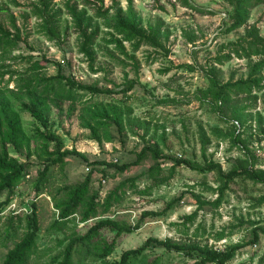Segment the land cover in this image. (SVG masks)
<instances>
[{
  "label": "rangeland",
  "instance_id": "374dc122",
  "mask_svg": "<svg viewBox=\"0 0 264 264\" xmlns=\"http://www.w3.org/2000/svg\"><path fill=\"white\" fill-rule=\"evenodd\" d=\"M19 1L23 6L10 5V8L18 18V23L22 24L23 18L20 15L28 10L26 5L32 0ZM56 1L57 4L63 5L65 0ZM173 1L175 0H134L135 7L145 22H154L162 18L172 34L168 43L171 48L168 56L156 54L149 46H142L137 52V57L141 62L140 83L129 92L130 97L125 98L121 93L113 95L86 93L82 96L81 102L83 103L90 105L116 103L125 110V116H129L124 120L126 142L121 143L117 130L112 127L111 133L116 137L115 140L112 142L104 140L102 144H99L90 138V130L82 127L79 116L82 103L75 104V109L70 113V102L59 101L63 108L62 111L51 102V119L56 122L53 131L63 137L65 148L70 149L75 146L86 153L90 159L113 160L121 165L133 161L136 153L146 143L152 142L166 154L185 156L202 162L200 136L201 132L205 131L211 138L207 154L213 155L224 169H229L236 159H250L242 147L232 145L229 137L226 136L234 129L233 125L223 121L220 113L214 110L208 102L198 99V89L206 88L209 83L204 69L213 64L212 59L216 55L219 44L237 39L245 33L246 28L222 33L228 25L230 10V7L222 0H193L197 5L214 10L213 15H201L178 3L174 7ZM120 2L123 7L127 6V0H120ZM109 4L110 0H106V5ZM162 6L164 9L161 8ZM0 20L9 26L6 16H1ZM36 22L35 18H30L26 26L32 29ZM253 23L260 27L261 34L264 35V5L257 6L251 12L248 25ZM185 30H194L199 35L195 44L187 41L184 36ZM20 45V48L12 53L13 55H35L38 58L46 55L51 59L61 61L65 73L86 84L96 83L102 87L120 89L128 79L136 77V72L131 65L124 68L107 55L108 50L104 48L102 40H100V46L97 45L98 58L95 67L105 66L107 74L93 73L86 57L78 52L77 36L73 28L70 29L65 43L61 46L37 33H31L28 42H22ZM115 53L118 55L116 51ZM149 53H151L150 57ZM154 57L156 60L151 62ZM257 59H259L258 56L253 57V60L233 57L225 64L217 65L220 68V78L222 81H227L231 76L234 79L246 77L250 63ZM0 63L10 64L11 69H17L23 76L29 75L25 72L28 64L24 60L6 59ZM183 63H191L195 70L180 67L173 68L167 74L160 72V69L167 66ZM40 73L54 75L57 73V68L50 65ZM114 83L121 86L116 87ZM12 87H14V82L10 83V88ZM231 104L233 105L230 110L235 106H249L244 111L247 120L241 126L240 131L256 158L255 166L264 169V89L255 90L251 95L243 94L235 97ZM21 117L25 131L32 136L40 124L28 112H22ZM136 133H140V136ZM22 151L23 155L15 151L11 154L25 161L28 151L25 148ZM31 153L33 154L30 155L29 160L34 163L30 172L31 178L24 179L17 185L19 193L16 198L17 202L22 204H29L35 200L38 206L39 248L30 264L47 263L52 255L63 249L64 246H58L59 240L66 237L68 239L74 231L83 234L91 223L106 217L126 221L132 225L141 221V226L135 232L118 238L117 248L108 257V261L111 262L118 260L124 250L140 246L150 236L161 239L171 237L202 245L208 243L214 248L226 249L237 242L252 240L255 227H264V204H260L258 200L261 195H264V184L261 183L237 178L227 193V201L218 208L205 206L199 211L194 224L187 229L181 221L183 215L197 208L198 203L193 193L207 200L217 197V194L206 190L207 185L213 187L218 185L215 172L202 173L186 166H179L175 174L169 178L173 162L168 160L164 163V170L160 177L150 179L144 174L154 163L150 154L140 165L131 166L119 173L114 168H107L104 165L89 167L80 157L70 155L63 165L51 166L47 184L43 191L36 193L35 178L44 162V158L39 157L40 142L32 140ZM92 168L96 170L92 177L91 193L99 191L103 198L126 178L137 177V186L131 187L129 182L125 186L126 193L121 202L115 204L106 214L87 222L80 221V217L76 216L61 231L49 233L50 225L58 217V210L54 207L52 200L53 195L65 185L82 182ZM103 169H106V176L103 174ZM146 187H151L150 194L140 192ZM182 191H188V193L178 206H174L165 214H147L144 217L146 212L160 213L167 202ZM6 215L7 212L1 217V229L4 226ZM221 232L226 233V236L217 240L216 236ZM231 232L234 234L231 235ZM114 236L115 232L111 229L102 230L104 239L111 240ZM13 244V239L7 241L6 244L0 239V263ZM92 257L90 255L81 264H100V261H93ZM156 258H160L161 264H197L196 258L182 252L166 251L162 248L149 250L145 260L151 261ZM228 264H264V234L260 236L258 242L242 249Z\"/></svg>",
  "mask_w": 264,
  "mask_h": 264
},
{
  "label": "trees",
  "instance_id": "16d2710c",
  "mask_svg": "<svg viewBox=\"0 0 264 264\" xmlns=\"http://www.w3.org/2000/svg\"><path fill=\"white\" fill-rule=\"evenodd\" d=\"M229 7V22L222 33H230L245 27V33L235 40L220 43L213 57V64L205 69L208 78V86L198 89V99L208 102L212 108L220 113L225 122H230L234 129L226 134L232 145L242 147L250 159H236L229 169H224L213 155L207 154L208 145L211 142L210 136L205 131L201 132L200 144L202 162L189 159L185 156L169 155L164 153L157 144L146 143L140 151L136 153L133 161L119 165L115 161L107 159H90L86 153L73 146L65 148L63 137L53 131L56 124L51 119V102L62 111L59 101L70 102V113L75 109V104L82 103L80 119L82 127L90 130V138L102 144L105 141L112 142L116 137L111 133V128L115 127L122 144L126 142L125 136V110L116 103H95L90 105L81 102L82 96L86 93L91 95H113L122 94L129 98V92L134 90L140 83L139 71L141 62L137 57V52L142 46L153 48L156 54L168 56L171 52L169 40L171 30L166 26L165 20L156 19L154 22H145L143 16L137 11L134 0H127V6L123 7L120 0H110L106 5V0H65L63 5L57 4L56 0H32L26 7L28 10L21 13L23 23H18V18L11 11L10 5L21 7L23 4L19 0H0V17L6 16L9 26L0 20V61L6 59L24 60L26 76H23L17 69H11L10 64L0 63V222L2 213L10 202L18 195L17 185L26 178V174L31 172L34 163L29 160L31 154V142L38 141L41 144L40 158H44L42 167L38 169L35 178V192L43 191L48 181L49 172L52 165H63L65 159L70 155L80 157L87 166L104 165L107 168H114L116 172H123L131 166H138L150 154L154 163L144 173L150 179L159 178L164 170V163L172 161L169 178L172 177L176 168L186 166L191 170L202 173L215 172L217 174L218 185L206 186L207 191L217 194L213 200L204 199L196 193L197 208L189 214L182 216L181 223L188 229L194 224L199 211L205 206L218 208L227 201V193L231 189V184L237 178H244L255 183L264 184V169L255 166L256 158L251 153L246 144V139L242 137L241 131H237L234 121H238L242 126L247 117L244 113L249 106L233 107L230 110L232 100L243 94L251 95L255 90L264 89V35L256 23L248 25L251 12L259 5H264V0H222ZM180 4L201 15H213L215 11L197 5L193 0H175L173 6ZM164 9V7H161ZM30 18L37 20L32 29L27 27L26 22ZM73 28L77 36L78 52L83 54L89 62V67L93 73L104 72L105 66L95 67L98 58L97 45L100 40L104 41L107 55L118 65L127 67L129 65L135 70L136 77L128 79L120 89L102 87L93 84H86L78 81L72 75L65 73L64 65L42 55L40 58L35 55H13L12 53L20 48L22 42L27 43L31 33L42 35L48 41L61 46L65 43L70 29ZM184 36L189 43L195 44L199 35L194 30H185ZM32 47V46H31ZM32 50L34 48L32 47ZM118 53V55L115 53ZM151 53H149V57ZM246 77L234 79L231 76L227 81H222L219 75L220 68L233 57L253 60ZM156 57L152 59L154 62ZM50 65L57 68L54 75H43L40 72ZM185 67L195 70L191 63L180 65H170L160 69L162 74H167L173 68ZM6 76H8L6 78ZM14 82V87L10 88V83ZM113 82V81H112ZM116 87L117 85L114 83ZM3 86V87H2ZM85 102V101H84ZM164 102V101H162ZM231 111L230 115L228 111ZM28 112L40 124L35 133L30 136L25 131L21 113ZM140 136V133H136ZM219 134H223L219 132ZM143 136V135H142ZM144 137V136H143ZM105 138V139H103ZM28 152L26 160L22 161L13 156L12 151L23 155L22 149ZM92 168L82 182L65 185L53 195L54 207L58 210V217L50 225L48 232L56 233L65 228L76 216L80 221L87 222L92 218L106 214L111 208L121 202L126 193L125 186L130 182L131 187H136L137 177L126 178L111 190L104 198L99 191L91 193V182L94 171ZM106 176V169H103ZM142 194H150L151 187H146ZM62 193V194H61ZM188 191H182L167 202L165 208L160 213H144L145 215L165 214L174 206H178ZM61 194V195H60ZM259 203L264 204V195L259 198ZM141 226L139 220L132 225L126 221L113 218H101L90 224L83 234L74 231L67 239H61L58 246L63 249L51 256L45 264H81L84 259L92 255L93 261H100V264H161L160 258L151 261L145 260L147 252L151 249L162 248L166 251L182 252L187 256L197 259V264H228L235 256L249 244L259 241L264 234V227H255L252 240L248 242H237L226 249L214 248L208 243H190L180 241L171 237L163 239L150 236L140 246L124 250L118 260L108 261L118 246V238L124 234H131ZM109 228L115 232L111 240L102 237V230ZM40 231V221L38 206L32 202L30 213L7 212L4 226H0V239L6 244L13 239V246L7 251L0 264H30L34 254L38 251V236ZM22 232V233H20ZM231 235L234 233H230ZM226 233L221 232L216 236L221 240Z\"/></svg>",
  "mask_w": 264,
  "mask_h": 264
},
{
  "label": "built area",
  "instance_id": "2783aa9c",
  "mask_svg": "<svg viewBox=\"0 0 264 264\" xmlns=\"http://www.w3.org/2000/svg\"><path fill=\"white\" fill-rule=\"evenodd\" d=\"M234 123L236 124L237 131L239 132L241 130L240 123L238 121H234ZM29 178H31V173L26 174L25 179H29ZM17 196L10 202V204L7 206V208L2 213L8 212V211L12 213H19V212L30 213L32 211V202H34L35 200H32L31 202H29V204H26V203L22 204L20 202L19 203L17 202V199H16Z\"/></svg>",
  "mask_w": 264,
  "mask_h": 264
}]
</instances>
